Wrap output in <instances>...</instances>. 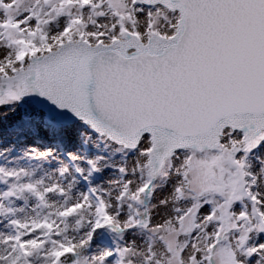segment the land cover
I'll return each instance as SVG.
<instances>
[{"label": "snow or ice", "instance_id": "obj_1", "mask_svg": "<svg viewBox=\"0 0 264 264\" xmlns=\"http://www.w3.org/2000/svg\"><path fill=\"white\" fill-rule=\"evenodd\" d=\"M0 264H264V0H0Z\"/></svg>", "mask_w": 264, "mask_h": 264}]
</instances>
